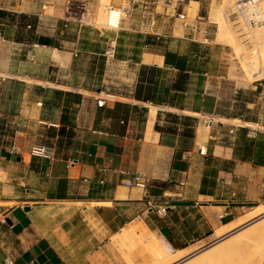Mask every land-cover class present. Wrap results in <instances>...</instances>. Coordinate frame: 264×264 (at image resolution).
Here are the masks:
<instances>
[{"label": "crops", "instance_id": "crops-1", "mask_svg": "<svg viewBox=\"0 0 264 264\" xmlns=\"http://www.w3.org/2000/svg\"><path fill=\"white\" fill-rule=\"evenodd\" d=\"M40 1L0 0V264H129L130 239L146 244L152 236L172 252L207 243L214 226L256 198L241 186L264 179V166L235 159L232 144L209 145L233 129L194 120L245 116H227L228 99L209 92L207 79L200 84L207 74L195 68L189 45L165 47L193 43L177 18L188 17L192 3L196 16L188 22L202 42L218 0H137L135 7L133 0H47L43 9ZM105 2L125 12L118 27L91 25L84 33L83 9L92 20ZM166 55L186 59L181 91ZM114 80L124 86L105 94ZM252 91L264 99V81ZM260 129L248 136L260 138ZM35 146L54 159L32 157ZM137 173L146 188L125 187ZM141 249L135 264L147 263L146 254L136 255Z\"/></svg>", "mask_w": 264, "mask_h": 264}, {"label": "rangeland", "instance_id": "rangeland-1", "mask_svg": "<svg viewBox=\"0 0 264 264\" xmlns=\"http://www.w3.org/2000/svg\"><path fill=\"white\" fill-rule=\"evenodd\" d=\"M227 1V3H226ZM258 8L262 10V7H259L260 4L264 5V0H257ZM225 2V3H224ZM235 2L236 0H218L215 6L212 8L210 21L214 24L209 28L210 36L208 38L209 42L207 44H193L190 42L178 43V41L174 42L171 40L169 46L165 45V47L170 49H183L187 45L190 46V50H192L197 56L198 59L195 61V68L199 72H206L207 76L203 78V80H199L200 84L207 79L208 81V91L221 93L226 99H228V107L227 116H231V118L237 119L239 115L245 116V121L240 119V122L237 121H225L224 119H208V118H200V120H194L195 123L197 121H201L203 125H207L208 123H213L216 130L219 131L218 124H222L226 127V129H233L232 134H227L224 131L218 132L217 138L215 141L208 140L210 146H230L231 144L234 147L238 131L244 129L246 131V136L251 129L261 130L260 126H264V99L257 100L255 93L252 91V88L257 82H263V79L253 81L251 83H244L243 80L245 78V71L247 67L242 66V60L240 59V55L235 53L232 47V43L238 44L240 42V46H242V50L240 54L242 56H246V58H250L252 56L248 55V50L245 49V46L250 47L255 45L256 42L253 41L248 33L249 29L259 30L263 29V26H255L249 28L245 25L242 18L235 14ZM262 2V3H261ZM260 3V4H259ZM223 5V6H222ZM106 6V7H104ZM192 8L188 10V18L192 19L196 16V5L191 4ZM231 8H230V7ZM222 7V8H221ZM229 7V8H227ZM111 8L108 6L107 2L102 3V6L98 8L95 16L89 22L83 24L84 33L89 31L91 25L96 26L97 28H101L103 30H114L113 28H109L105 24V17L107 15V9ZM116 12L120 13V19L124 18L123 11L118 8H112ZM220 9V10H219ZM227 9V10H226ZM264 9V8H263ZM99 11V12H98ZM220 11V13H219ZM104 16V22L101 21V14ZM99 13V15H98ZM226 14V15H225ZM100 17V18H99ZM221 19V20H220ZM101 21V22H100ZM219 21V22H218ZM223 23L226 27L227 35L225 37H220L218 40V24ZM254 28V29H253ZM86 38H90L89 34H84ZM94 37V36H93ZM210 41L215 44H210ZM248 56V57H247ZM84 74V73H83ZM84 76V75H83ZM103 73L100 74V78H104V80H108L107 77H102ZM84 82L88 85H91L92 78L90 76V72H86L83 77ZM196 80V77H193ZM109 81V80H108ZM123 81L114 80L113 83H105L104 84V93L112 92L113 89H118V87L124 86L122 85ZM112 88V89H110ZM101 97H105L101 95ZM105 99H111L109 97H105ZM258 102V105L251 108L250 104H255ZM231 108V110H230ZM199 119V118H198ZM170 123H176L177 121L170 120ZM245 122H254L258 123L260 126L247 125ZM178 123V122H177ZM212 135H215L213 132ZM221 135V136H220ZM10 135H5V139L3 144H6V139L9 138ZM65 144L72 138L71 134H63L62 136ZM2 138H0V142ZM53 141V140H49ZM184 147V145H182ZM207 147V146H206ZM241 193L244 195L254 196L251 205L242 208L239 213L236 215H232L230 218L224 219L220 224L213 227L212 232L210 233V238L207 243H201L199 245H195L188 250H182L184 254H189L205 248L206 246L212 244L215 240V234L221 230L227 229L228 227L235 226L244 220L249 219L250 217L257 214V212L264 211V179L259 184L254 185L251 184L249 186L243 185L241 186ZM154 237L150 236L148 242H151ZM155 239V238H154ZM144 240V239H143ZM147 243L143 244L139 241V238L130 239L128 247H125V251L131 254V261L129 264H135L133 254L138 248L140 244L142 246L141 252L136 253L137 256L146 254L147 263L153 264V255L152 252L147 248ZM234 249L237 255L234 258L232 264H264V228H260L253 236H244L241 237L236 244L234 245ZM139 251V250H138ZM177 251L172 252V255H175ZM217 262V261H216ZM219 264H227L226 261H221Z\"/></svg>", "mask_w": 264, "mask_h": 264}, {"label": "bare ground", "instance_id": "bare-ground-1", "mask_svg": "<svg viewBox=\"0 0 264 264\" xmlns=\"http://www.w3.org/2000/svg\"><path fill=\"white\" fill-rule=\"evenodd\" d=\"M192 4L196 5L195 3ZM262 4H260L259 7L263 6L264 8V5ZM263 8L262 10H264ZM107 10L105 24L109 28L116 29L121 20L120 13L116 12L112 8H108ZM263 12L264 11H261V9L258 7L249 8L248 12L243 13L245 25L249 26L248 22L250 21L251 17L256 20L260 18ZM101 13L102 12H100V14ZM103 18L104 16L101 14L100 19L102 22H104ZM248 33L250 34L249 38H252L253 41L256 42L255 45L250 47L245 46V49L248 50L247 54L252 57L246 58V56H242V54H240L241 50L243 49L242 46H240L241 41H238V44H234V42L232 43L233 50L241 57L240 59L242 60L243 64L242 66L247 67V70L245 71V78L243 80V82L246 84L264 78V26L263 29L259 30L249 29ZM225 35H227L226 27L220 22V24H218V40H220V37H225ZM153 114L154 109H152L150 117L153 116ZM234 121L240 122V120ZM260 228H264V211L261 210L249 219L244 220L235 226L228 227L227 229L217 232L215 234V240H217L214 242L215 244L213 243L208 247L202 248L195 252L184 254L183 251H177L175 255H172L171 249L167 245L162 244L160 241L154 238L151 242L147 243V248H149V250L152 252L154 260L153 264H219L222 260L226 261L227 264H232L235 256L237 255L234 249L236 242L241 237L253 236Z\"/></svg>", "mask_w": 264, "mask_h": 264}, {"label": "built area", "instance_id": "built-area-1", "mask_svg": "<svg viewBox=\"0 0 264 264\" xmlns=\"http://www.w3.org/2000/svg\"><path fill=\"white\" fill-rule=\"evenodd\" d=\"M47 0H41L39 2L40 8L43 9L45 8ZM172 0H169L168 2L170 3ZM149 2H153L152 0ZM168 3V4H169ZM138 4L137 0L132 1V6H136ZM258 6V1L257 0H236L235 2V14H238L242 20L244 21V12H248L249 8L251 7H256ZM127 12H131V8L127 10ZM123 15L125 12H122ZM177 18L181 21L182 28L187 31L186 33V38L189 39L193 43H202V44H207L209 42L208 38L210 36V31L209 30H204L203 31V37H202V42H198L196 39V35L198 34V29L193 28L189 22H188V17L187 15L180 14L177 15ZM90 20V12L88 9H83L82 15L77 19L78 23L83 25L86 22ZM248 27H257V26H264V12L260 16V18L254 20V18L251 17L250 21L248 22ZM1 38V34H0ZM104 103L101 100L97 101V106L98 107H103ZM215 140V138H213ZM199 154L201 156H206V150L205 149H200ZM30 155L32 157L36 158H42L48 161H52L54 159V153L49 150L46 147L43 146H35L31 149ZM147 181L145 180L144 176L141 174H133L129 177V179L124 183L125 187L131 188V187H137L140 189H145L146 188ZM159 213H163L164 209H159ZM8 263V261H6Z\"/></svg>", "mask_w": 264, "mask_h": 264}, {"label": "trees", "instance_id": "trees-1", "mask_svg": "<svg viewBox=\"0 0 264 264\" xmlns=\"http://www.w3.org/2000/svg\"><path fill=\"white\" fill-rule=\"evenodd\" d=\"M13 17V16H9ZM20 20H24L25 17L20 16ZM168 58V62H167ZM170 59V60H169ZM170 61V62H169ZM166 64L171 65L174 69H176L179 72L178 75V89L179 91L182 90V86L184 84V81L186 80V76L183 72L185 71L186 67V59L185 58H175L171 57L170 55H166ZM146 72H143L142 75H144V79L146 80V83H150L151 79L153 78V73L148 72L146 69ZM143 82V81H140ZM55 96H60L61 94L58 92L54 93ZM66 97H69V94L65 95ZM134 97L138 100L140 99L139 94H135ZM144 100H150L149 98H143ZM118 108H126L125 105H117ZM106 115L111 114L110 111L106 110L104 111ZM62 131H60V134ZM188 134V135H187ZM186 136L188 138L191 137L190 133H187ZM234 158L239 161H252L255 165L258 166H264V135H261L258 139L248 138L246 136V131L244 129L238 131L237 138L234 144Z\"/></svg>", "mask_w": 264, "mask_h": 264}, {"label": "water", "instance_id": "water-1", "mask_svg": "<svg viewBox=\"0 0 264 264\" xmlns=\"http://www.w3.org/2000/svg\"><path fill=\"white\" fill-rule=\"evenodd\" d=\"M213 243H214V242H213ZM213 243H212V244H213ZM214 244H215V243H214ZM210 245H211V244H210ZM208 246H209V245H208ZM208 246H206V247H208ZM206 247H205V248H206Z\"/></svg>", "mask_w": 264, "mask_h": 264}]
</instances>
